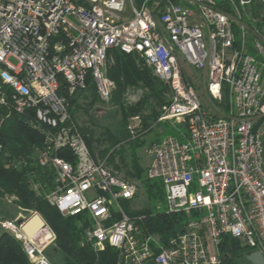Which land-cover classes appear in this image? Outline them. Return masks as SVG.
Masks as SVG:
<instances>
[{
	"label": "built area",
	"instance_id": "1",
	"mask_svg": "<svg viewBox=\"0 0 264 264\" xmlns=\"http://www.w3.org/2000/svg\"><path fill=\"white\" fill-rule=\"evenodd\" d=\"M249 2L0 0V107L42 138L33 160L52 181L47 192L44 182L30 189L62 217L82 222V244L94 253L114 250L115 264H220L228 236L264 257L263 133L254 129L264 115V38L242 22L241 6ZM111 50L141 58L170 90L161 119L185 122L147 150L145 179L161 183L163 212L185 218L182 232L166 243L146 231V215L123 210L138 185L93 157L68 111L67 97L85 93L88 76L98 99L109 102L115 87L104 66ZM177 59L206 74L212 98L226 92L225 119L207 112L178 80ZM61 84L67 97L58 92ZM128 131L134 140L135 125ZM29 219H0V236L19 242L30 264H52L46 251L54 234L43 222L28 235Z\"/></svg>",
	"mask_w": 264,
	"mask_h": 264
},
{
	"label": "trees",
	"instance_id": "2",
	"mask_svg": "<svg viewBox=\"0 0 264 264\" xmlns=\"http://www.w3.org/2000/svg\"><path fill=\"white\" fill-rule=\"evenodd\" d=\"M220 7L231 12L230 6L224 2H220ZM242 22L255 27L264 38V6L262 3L258 0H250L242 17ZM110 53L115 54L116 66L108 78L116 85L117 96L120 97L125 83L137 85L141 82L156 103L165 104L160 89L163 84L152 78L149 70L138 68L132 59L134 56L122 54L118 50H111L108 55ZM89 89L95 90V85L90 76L86 78V92ZM58 92L66 96L64 84L60 85ZM79 94L74 97L66 96L69 103L68 111L73 121H75L74 109L77 106L76 99ZM222 97L226 100L227 112L229 107L226 92H223ZM127 114L133 113L128 112ZM127 114L124 115L127 117ZM0 116H2L0 119V145L2 147V154H0V196H13L17 199L18 206L40 215L55 236L53 246L46 251L52 264H115L116 252L114 250L106 248L98 254L94 253L89 245L82 244L83 229L78 227L77 220L71 217H62L54 207L44 200L42 195H36L30 189V184L44 182L46 187L41 189V192L44 193L52 185L50 174L37 167L33 160L34 148L41 146L42 138L25 124L22 116L13 113L7 116L5 108L2 107H0ZM261 125L262 122L258 121L254 129L257 130ZM127 135L128 141L130 138L129 131ZM82 136L91 151L85 136L83 134ZM262 141L264 148V133ZM4 152L7 153V156L3 155ZM18 160H23L25 165L14 167V163ZM145 182L150 198L161 197L162 194L164 198V191L160 182H151L147 179ZM137 214L146 215L144 221L146 231L158 236L162 243H166L183 230L185 218L182 215L166 214L163 211L159 213L137 211ZM252 252L246 247L242 248L237 240L224 236L219 246L220 264H239L237 263L239 258L246 260V257ZM0 264H30L20 243L7 234L0 236Z\"/></svg>",
	"mask_w": 264,
	"mask_h": 264
},
{
	"label": "rangeland",
	"instance_id": "3",
	"mask_svg": "<svg viewBox=\"0 0 264 264\" xmlns=\"http://www.w3.org/2000/svg\"><path fill=\"white\" fill-rule=\"evenodd\" d=\"M137 1L140 2L141 0ZM241 9L245 14L247 5L241 6ZM132 59L138 68L149 70L151 77L154 78L141 58L132 57ZM10 62L15 63L13 60H10ZM115 66V54L110 53L104 66V73L107 77L113 72ZM176 75L180 82L195 93L207 112L217 119L227 117L226 100L223 97L214 99L206 91L207 78L204 72L195 71L181 59H177ZM161 86L162 99L166 104L170 90L168 86ZM114 87L111 98L107 103H103L98 99L94 89L80 93L81 95L79 94L76 99L77 106L74 109L76 124L85 136L91 153L96 160L104 161L111 171L121 179L138 185V194L135 199L130 204L121 203L123 210L127 214L133 215L137 214V211L159 213L164 210L163 194L161 197L150 198L148 188L145 185V172L150 162L147 150L155 144L153 143L155 141L158 142V140L171 135L176 136L177 129L184 130L185 122L180 121V119L171 121L161 119V107L164 104L156 103L141 82L137 85H127L125 83L120 97L116 94V85ZM128 112L133 114H127ZM125 113L127 117L124 115ZM263 117L264 115L256 120V124L258 121L262 122V125L258 128L262 133H264ZM133 118H136V120H133ZM133 125H135L137 136L134 140L127 141L128 126ZM33 215L41 218L38 213L18 206L17 199L13 196H0L1 220H14L18 217L28 220ZM41 220L43 221L42 218ZM77 225L80 229L84 226L82 222L78 221ZM52 246L53 244L49 248ZM247 262L244 258L237 260L239 264H249Z\"/></svg>",
	"mask_w": 264,
	"mask_h": 264
},
{
	"label": "bare ground",
	"instance_id": "4",
	"mask_svg": "<svg viewBox=\"0 0 264 264\" xmlns=\"http://www.w3.org/2000/svg\"><path fill=\"white\" fill-rule=\"evenodd\" d=\"M42 227H43V221L41 220V218H39V216L37 215H33L26 223L24 229L26 233L31 236L36 230H39Z\"/></svg>",
	"mask_w": 264,
	"mask_h": 264
},
{
	"label": "water",
	"instance_id": "5",
	"mask_svg": "<svg viewBox=\"0 0 264 264\" xmlns=\"http://www.w3.org/2000/svg\"><path fill=\"white\" fill-rule=\"evenodd\" d=\"M246 260L250 264H264V257L260 252H252L247 257Z\"/></svg>",
	"mask_w": 264,
	"mask_h": 264
},
{
	"label": "crops",
	"instance_id": "6",
	"mask_svg": "<svg viewBox=\"0 0 264 264\" xmlns=\"http://www.w3.org/2000/svg\"><path fill=\"white\" fill-rule=\"evenodd\" d=\"M81 95V94H80ZM137 136V135H136ZM160 140H158V142H159ZM153 143H157V141H155V142H153ZM151 145V144H150Z\"/></svg>",
	"mask_w": 264,
	"mask_h": 264
}]
</instances>
